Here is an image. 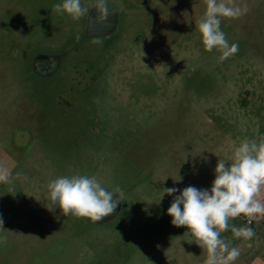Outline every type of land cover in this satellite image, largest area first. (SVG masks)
<instances>
[{
    "label": "rangeland",
    "instance_id": "1",
    "mask_svg": "<svg viewBox=\"0 0 264 264\" xmlns=\"http://www.w3.org/2000/svg\"><path fill=\"white\" fill-rule=\"evenodd\" d=\"M95 2L81 0L89 12L74 21L53 10L62 0H0V165L12 173L0 183V264H204L171 224L174 196L159 199L210 189L218 159L264 138V0H235L247 12L222 19L238 45L223 62L195 28L204 0H107L117 22L106 37L88 32ZM48 56L60 66L42 77L34 63ZM72 175L120 188L113 219L47 208L49 179ZM233 243L246 264L255 241Z\"/></svg>",
    "mask_w": 264,
    "mask_h": 264
},
{
    "label": "clouds",
    "instance_id": "2",
    "mask_svg": "<svg viewBox=\"0 0 264 264\" xmlns=\"http://www.w3.org/2000/svg\"><path fill=\"white\" fill-rule=\"evenodd\" d=\"M204 3L206 10L195 28L205 51H218V59L223 62L238 51V45L229 43L221 29L222 19H238L247 8L237 5L235 0H204ZM94 7L101 19L110 14L107 0H96ZM53 10L74 21L89 12L81 0H62L53 5ZM214 173L210 189L188 186L174 195L179 191L177 188H162L159 200L165 195L174 196L167 209L171 224L187 229L185 234L206 253L204 264H234L240 250L231 247L222 233L230 230L236 239H251L255 235L252 227H237L230 221L243 215L251 224L255 218L264 217V138L259 141L245 138L235 148L230 164L218 159ZM22 177L23 173H16V178ZM11 180V171L0 165V183ZM179 180L180 177L176 181ZM47 190L49 210L59 208L65 217L87 218L94 223L110 216L120 203L117 195L120 188L109 191L95 175L60 176L49 181Z\"/></svg>",
    "mask_w": 264,
    "mask_h": 264
},
{
    "label": "crops",
    "instance_id": "3",
    "mask_svg": "<svg viewBox=\"0 0 264 264\" xmlns=\"http://www.w3.org/2000/svg\"><path fill=\"white\" fill-rule=\"evenodd\" d=\"M230 223L237 227L245 226L240 217L232 219ZM253 230L255 232V235L252 237V240L255 241L254 249L250 248L249 251L244 252V257L242 258V260L246 264H264V217L261 221L255 224ZM222 238H224L228 242L232 241L234 243H238V245L243 244L247 240H249H245L243 238H234L230 230L222 233Z\"/></svg>",
    "mask_w": 264,
    "mask_h": 264
},
{
    "label": "flooded vegetation",
    "instance_id": "4",
    "mask_svg": "<svg viewBox=\"0 0 264 264\" xmlns=\"http://www.w3.org/2000/svg\"><path fill=\"white\" fill-rule=\"evenodd\" d=\"M107 21H108L107 18L100 19L95 25H93L92 28L93 29L94 28L101 29V30H95L94 29L95 31L93 32V30L91 29L90 33L91 34H95L96 36H100V37L109 36V34L112 33V29L108 30L106 32L107 33L106 35L102 31V29L107 26V23H108ZM101 34H103V36H101ZM58 59H60V58L59 57H54V56H48V57H45V58H43L41 60H37L34 63L35 73L40 75V76H42V77H47L49 75L54 74L57 71L58 67L60 66ZM49 181H51V179H49ZM117 195H118V197L120 199V203H118L115 211L110 216L104 218L101 222H98L99 224L106 223V222L110 221L111 219H113L115 217V215L117 214V212L119 211V209H121L122 198H121V196L119 194H117ZM118 197L114 196V199H118Z\"/></svg>",
    "mask_w": 264,
    "mask_h": 264
},
{
    "label": "water",
    "instance_id": "5",
    "mask_svg": "<svg viewBox=\"0 0 264 264\" xmlns=\"http://www.w3.org/2000/svg\"><path fill=\"white\" fill-rule=\"evenodd\" d=\"M100 13H99V11L97 10V9H95V10H93V11H91L90 12V14H89V18H88V32L90 33V30L92 29L93 30V32L95 31V30H101V29H96V28H92L93 27V25H95L101 18H100ZM107 26L106 27H104L103 29H102V31H103V33L106 35L107 33V31L108 30H111L112 29V31L115 29V26H116V18H115V16H114V14L112 13V12H110V14L107 16ZM91 34V33H90ZM101 36H103V34H101Z\"/></svg>",
    "mask_w": 264,
    "mask_h": 264
},
{
    "label": "built area",
    "instance_id": "6",
    "mask_svg": "<svg viewBox=\"0 0 264 264\" xmlns=\"http://www.w3.org/2000/svg\"><path fill=\"white\" fill-rule=\"evenodd\" d=\"M240 219H241V221L243 222V224L245 226H250V227L253 228L257 222H259V221H261L263 219V217L255 218L254 220H252L251 224H249L248 218L244 217L243 215L240 216Z\"/></svg>",
    "mask_w": 264,
    "mask_h": 264
}]
</instances>
